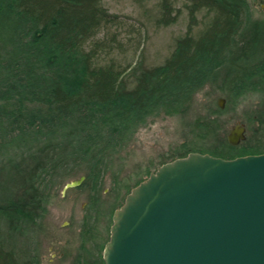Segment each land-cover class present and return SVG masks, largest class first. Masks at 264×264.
Here are the masks:
<instances>
[{"label":"trees","instance_id":"trees-1","mask_svg":"<svg viewBox=\"0 0 264 264\" xmlns=\"http://www.w3.org/2000/svg\"><path fill=\"white\" fill-rule=\"evenodd\" d=\"M159 1L157 24H175L181 0ZM183 1L188 32L158 66L118 62L115 54L124 46L112 29L121 22L103 0H6L0 7V96L22 87L21 97L52 101L67 114L50 128H29L23 120L0 115V264H40L35 242L52 197L51 191L46 195L47 177L55 188L91 172L104 153L126 148L151 116L187 113L207 87L221 89L228 103L225 109L212 107L216 119L195 122V142L178 148L179 157L198 151L227 159L264 154V108L249 119L253 135L247 144L207 145L229 107L256 89L264 95V19H254L248 0ZM202 11L210 20L195 34ZM79 64L86 78L72 95L52 71L71 74ZM89 102L106 105L100 116ZM28 164L35 170L21 197L16 180Z\"/></svg>","mask_w":264,"mask_h":264},{"label":"rangeland","instance_id":"rangeland-1","mask_svg":"<svg viewBox=\"0 0 264 264\" xmlns=\"http://www.w3.org/2000/svg\"><path fill=\"white\" fill-rule=\"evenodd\" d=\"M5 1H0V7L4 6ZM248 1L254 19H264V8L260 0ZM187 3L183 0L177 3L179 18L175 24L159 26V0H103V6L111 14L119 16L121 22V26L112 29L124 46L122 53L117 51L115 54L118 62L123 66L140 61L146 66L163 64L174 51L176 41L188 32L190 18ZM198 19L195 34L206 26L210 16L202 11ZM52 72L61 77L72 95L80 91L86 78L81 64L71 74H65L60 69ZM21 89L12 86L0 96V115L23 120L29 128L37 125L50 128L60 115L66 114L52 101L41 104L30 94L21 97ZM220 98H225L227 105L229 98L221 89L207 87L196 96L187 113L176 116L156 113L151 116L134 133L126 148L104 153L91 172L79 173L67 179L61 187L55 188L49 181L51 178L47 177L44 181L48 182L46 195L51 191L52 197L47 198V212L38 228L39 236L35 242V248H39L36 257L38 262L105 264L104 250L111 237L114 212L125 204L127 196L136 185L149 178L148 174L156 172L164 162L180 158L178 148L195 142V122L201 118L207 121L216 119L212 116V107L217 106ZM86 105L99 116L106 107L98 102ZM263 108L264 95L257 89L249 92L237 105H232L227 113L219 116L220 128L207 145L221 147L228 142V135L237 124L246 126L247 140L240 145L247 144L253 135L249 130V119L259 116ZM33 170V164L24 165V170L16 180L15 186L21 197L27 190L29 172ZM82 176L87 178L80 187L69 189L63 194L67 183ZM35 216H38L36 209Z\"/></svg>","mask_w":264,"mask_h":264},{"label":"water","instance_id":"water-1","mask_svg":"<svg viewBox=\"0 0 264 264\" xmlns=\"http://www.w3.org/2000/svg\"><path fill=\"white\" fill-rule=\"evenodd\" d=\"M264 8V0H260ZM218 105L226 108V99ZM247 140L235 125L228 143ZM85 176L67 183L63 194ZM105 264H264V154L191 152L165 163L115 211Z\"/></svg>","mask_w":264,"mask_h":264}]
</instances>
